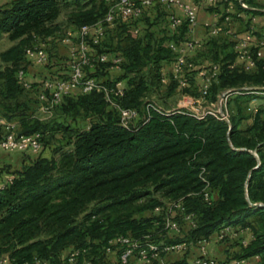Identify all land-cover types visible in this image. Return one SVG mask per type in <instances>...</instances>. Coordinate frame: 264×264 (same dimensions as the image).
<instances>
[{
    "label": "trees",
    "instance_id": "obj_1",
    "mask_svg": "<svg viewBox=\"0 0 264 264\" xmlns=\"http://www.w3.org/2000/svg\"><path fill=\"white\" fill-rule=\"evenodd\" d=\"M225 1H231L240 12L264 14L251 0H242L249 8H242L238 0ZM215 4L206 9L215 11ZM64 8L71 10L68 22L77 28L101 19L107 3L6 0L0 4V35L17 41L3 56L12 65L0 69V115L18 122V131L23 134L46 132L51 126L26 118L29 107L22 94L29 95L17 83L15 73L26 69L24 53L36 37L52 38L55 20ZM166 16L167 11L164 27L156 30L137 26L143 15L108 29L114 32L118 53L103 46L104 38L92 45L96 53L122 57L121 71L112 79L109 65L96 63L86 68V76L105 85L122 81L124 92L119 104L140 114L150 101L146 97L160 82L162 66L175 57L168 43L187 39L186 24L171 31ZM249 30L247 26L245 31ZM194 51V58L185 56L191 65L185 77L191 84L196 83V70L218 66L208 92L209 102L215 101L223 89L251 87L233 95L238 104L244 98L240 97L242 92L264 87V59L255 58V49V67L247 72L232 67L235 53L231 39L209 35ZM205 61L207 64H201ZM60 66L63 69L64 62ZM49 74L56 78V74ZM32 83L38 85L39 81ZM229 105L228 123L209 115L197 120L184 113L150 110L147 121L124 128L117 123L115 112L108 109L101 91L65 96L55 107L63 115L88 119L84 129L73 130L68 148L56 145L47 157L23 153L19 169L4 167L0 171V254L9 264H29L34 259L67 264L68 251L85 250L77 263L84 258L92 264H118L105 254L110 239L118 234L134 235L131 237L158 245L150 233H138L151 225L161 234L167 229L166 219H170L187 226L181 238L195 240L211 238L224 226L246 228V245L240 244L241 237H235L223 257L212 259V264H242L240 261L250 258L264 264V116L260 108L247 116L239 104L235 109ZM245 121L248 123L242 127ZM8 177L10 183H6ZM159 191L180 202L183 211L176 209L172 214L162 209L151 217H134L158 207L160 202L153 195ZM204 193H208L210 203L204 201ZM119 208L122 210L114 216L109 215ZM184 214L194 216L193 227L182 219Z\"/></svg>",
    "mask_w": 264,
    "mask_h": 264
},
{
    "label": "built area",
    "instance_id": "obj_2",
    "mask_svg": "<svg viewBox=\"0 0 264 264\" xmlns=\"http://www.w3.org/2000/svg\"><path fill=\"white\" fill-rule=\"evenodd\" d=\"M238 1L242 8H249L242 0ZM105 2L107 3V10L101 19L94 23L83 24L77 28L70 27L65 31L62 42L69 46V50L64 61L66 73L63 76L56 78L45 76L39 80L38 85H34L28 80L26 72L32 66H44L49 63L47 41L50 37H36L31 46L26 48L24 53L26 69L17 70L15 78L21 89L43 106L41 109L49 111L52 107L59 105L65 96L74 92L86 94L97 90L102 92L108 109L115 112L117 123L124 128H131L140 121H147L150 117V110L159 114L184 113L197 120L209 115L220 121L229 122L228 97L233 94H241V90L252 88L242 87L237 91L227 89L217 95L215 101L209 102L207 96L211 83L218 73V66L212 65L207 69L196 70V83L191 84L185 77V74L191 69V65L187 63L185 56L188 50L199 48L200 43L188 38L178 43H168V47L175 53V57L169 64V72L161 70L160 82L166 84L169 78L172 79L180 93L179 100L174 107L165 109L149 101L145 104L144 112L140 114L134 108H125L119 104L124 92L122 81L105 85L95 77L86 76V68L91 69L96 63H107L109 69L121 71L122 57L106 52L96 53L92 48V45L100 44L106 30L114 28L120 23L138 20L145 10L154 6H162L167 11L166 25L168 29L176 31L185 23L188 32H190L197 25L198 8L200 6L210 7L215 0H105ZM216 16H218V13L214 12L213 17ZM206 28L211 36L223 33L231 39L232 49L237 61L232 64V67L246 72L255 67L252 49H255V58L262 56L264 31L257 38H255L252 28L238 35L234 30L233 18L227 11L221 13L216 21L207 23ZM245 93L264 94V90ZM259 108L264 116V98L261 99ZM255 111L256 109L252 110L253 113ZM0 129L1 150L20 154L28 153L30 155H37L41 151L42 133L23 134L16 129L15 121L6 119L2 115H0ZM10 182L11 178L8 177L6 183ZM203 198L206 203H210L208 193H204ZM171 208L183 211L180 202L171 203L169 209L167 207L165 211L170 213ZM153 211L159 213L160 208L156 207ZM193 217L192 214H184L182 219L193 227ZM154 224L157 225L158 223L155 222ZM165 226L167 228L165 230L171 234L181 231L179 225L170 219H166ZM246 233H248L246 228L234 229L230 226H224L214 234L213 238L196 240L181 238L172 243L158 245L151 241L143 242L128 235L118 234L108 241L105 254L106 256L114 255L118 264H132L133 260L141 264H165L162 261L164 255L188 253L195 250L196 254L193 257L177 264H212L213 260L208 255V247L212 240L223 241L233 237H241L239 239L240 244L245 246L247 239L243 236ZM84 252L85 250L68 251L65 262L67 264H92L84 258L80 263H77L78 257ZM240 263H243V261H240ZM0 264H9L4 254H0ZM29 264L49 263L34 259Z\"/></svg>",
    "mask_w": 264,
    "mask_h": 264
},
{
    "label": "rangeland",
    "instance_id": "obj_3",
    "mask_svg": "<svg viewBox=\"0 0 264 264\" xmlns=\"http://www.w3.org/2000/svg\"><path fill=\"white\" fill-rule=\"evenodd\" d=\"M71 10L68 8H64L61 10L58 18L55 20V25L56 28L54 30V33L51 35V39L47 41V52L49 55V58L52 57L49 54L48 50V45L51 46V48H55V49H59L60 47L64 48V45L67 46L66 43L62 42L63 37H64V33L65 31L71 27V25L68 22V15L69 12ZM155 25L156 23H149L148 21H146V19L142 20V29H146V28H150L151 25ZM140 24H137V26H139ZM148 25V26H146ZM146 26V27H144ZM134 28V27H133ZM141 29V28H140ZM141 29V30H142ZM153 29V28H151ZM138 31L139 30L135 27L133 29V31ZM154 30V29H153ZM152 30V31H153ZM160 30V29H159ZM17 43V41H10L7 38V35L2 34L0 35V69H3L5 66H11L12 62H10V60H4L3 56L4 54L13 46H15ZM118 42L116 40V38L114 37V32H109V30L106 32V35L104 37L103 40V46H107V48H109L111 50L112 53H118L115 50L117 48H119L117 45ZM66 53H68V51L66 50ZM65 52L62 53H58L60 54V56H57V59L64 62L66 59V54ZM32 71H36V70H40L39 74H43L42 77L45 76H49V65H44V66H32L27 70V73L29 72V70ZM64 72H66V68L64 67L63 70ZM118 73L117 71L113 70L111 72V76L113 77L112 79H115ZM55 77H60L63 76V74H56L54 75ZM110 75H107V77L109 78ZM103 77V76H102ZM100 77V78H102ZM169 85H171V89H169ZM242 87H246L249 88V86H241L239 88ZM239 88H226L223 89L222 91H220L219 93L216 94L219 95L221 92L227 90V89H239ZM251 88V87H250ZM259 90H264V87L258 88ZM27 94V93H26ZM236 95V94H233ZM230 95L228 97L227 100V105L230 102V108L231 109H235V106H237L239 104V106L241 107L243 114L245 115H249L251 114L253 109L258 110L259 109V103L261 101L262 98H264V94H258V93H244L242 92V95L240 97H244L238 100V104L236 103L237 100H235V96ZM180 97V93L179 91L176 89V85L174 84V82H172V79H168L166 81V84H162L159 82L158 86L155 87V89L153 90V92H151L146 99H149L150 101L154 102L156 105H159L162 108L168 109L171 107H174L177 103V101L179 100ZM22 99H25V101L28 103V107L29 110L27 111V115L26 118H29L30 120H34V119H38L39 121H41L42 123H45L47 125H50L51 127L49 128V131L46 132H42L43 135V141H42V149L39 153V155H43V156H49L52 153V149L56 146H62L64 149L68 148V145L71 141V138L73 136V130L75 129H84L85 126L88 123V119H85L84 117L80 116V115H73V114H66L63 115L59 109V107H52L49 111H46L45 109H41V107H43L42 105L39 104V102L32 98L31 96H27L25 94H22ZM229 108V107H228ZM230 110V109H229ZM17 120V119H15ZM18 121V120H17ZM247 122L242 123V127L246 125ZM8 151L5 152H1L0 153V171L2 169H4V167H8L9 170H13L12 166H10L9 164H7L9 162V155L7 154ZM18 166V165H17ZM153 197H156L158 199V201L160 202V204L158 205V207L160 208V212L163 209H166L168 207L169 209V205L171 203H174L176 201H174V199L172 197L169 196H164V192L163 191H159V192H154ZM122 209H118V210H113L110 211L109 215L110 216H114L116 213H118L119 211H121ZM175 210L174 208L170 209V213L175 214ZM155 214H157L156 212H154L151 209L145 210L144 212L140 213V214H135L134 217H151L154 216ZM103 217V216H100ZM176 223L179 225V229H181V231L179 233H169L168 231H164L161 232V234H159L157 231V229H155V227L148 225L146 229H144L142 232H139L138 235L140 236L141 234L144 233H150L152 235V239L158 243V244H163L175 239H179L183 236V234L185 233V229H187V226L183 223L180 222L179 220L176 221ZM184 230V231H183ZM134 236V235H131ZM229 245V241H225L222 243H219V245H214L212 246L211 250H210V255L209 257L212 259H221L223 257V254L225 253V248L228 247ZM196 254L195 250H192L191 252L188 253H180V254H169V255H164L162 258V261L165 264H177L181 261L187 260L191 257H193ZM115 260V256L113 255V259L111 261ZM140 263V262H139Z\"/></svg>",
    "mask_w": 264,
    "mask_h": 264
},
{
    "label": "crops",
    "instance_id": "obj_4",
    "mask_svg": "<svg viewBox=\"0 0 264 264\" xmlns=\"http://www.w3.org/2000/svg\"><path fill=\"white\" fill-rule=\"evenodd\" d=\"M6 0H0V4L4 3ZM254 4H256L257 6L260 7V9L262 11H264V0H251ZM216 4V10L215 11H208L205 7L200 6L198 8V12H197V25L192 28V30L190 32H187V38L191 39L193 41H196L198 43H204L209 35H208V31L206 28V24L210 23V22H214L218 19V16L227 11L229 12L231 15H234L236 17V19L233 18L234 21V30L235 32L239 35L243 32H245L246 27L248 26L249 28H252V30L255 32V38L260 37L261 34L264 31V14L262 15H251L248 14L246 12H240L236 9V6H234L232 4L231 1H225V0H215ZM217 12L218 16H216L215 18L213 17V13ZM165 13L166 10L164 7L162 6H154L151 7L147 10L144 11L143 13V17L141 18V20L138 22L139 28H141V24H142V20L146 19V21H148L149 23H156L155 25L153 24L151 27L153 29H158V28H163L165 25ZM264 13V12H263ZM147 26V25H146ZM144 26V27H146ZM223 30V28H222ZM220 38H228L230 39L228 36H226L223 33L219 34ZM63 47H60L59 49H55V48H51L50 45H48V50L49 54L52 56L50 57L49 60V69L48 72L49 73H53V74H65L66 72L62 71L63 69L60 70L61 68V63L62 61L57 59V56H60V54L58 53H62L65 52L66 50H69V46L64 45ZM67 54V53H66ZM186 55L189 58H194L196 56V51L194 50H188L186 52ZM261 58L264 59V49L261 50ZM197 62H199L200 60L197 58L196 59ZM235 62H237L235 60ZM201 64H207V62H201ZM163 70L165 72H169V64H164L163 66ZM40 70H36V71H32L31 69L29 70V72L27 73V78L29 81L32 82H37L39 81L43 74H39ZM112 75V74H111ZM253 113V112H251ZM14 121V120H13ZM248 123V121H245ZM244 122V124H245ZM16 129L19 130L20 129V125L18 124V122H16ZM246 123V124H247ZM86 127V126H85ZM1 132V129H0ZM3 150L0 149V153ZM6 153V151H3ZM7 154L9 155L10 159L9 162L7 164H9L10 166H12L13 170H17L20 168L21 163H22V155L16 152H7ZM18 165V166H17ZM213 238V236L211 237ZM235 240V237H233L232 239H228L227 241H229V244H232ZM214 245H219V243H217V241H213L210 243L209 247H208V255H210V250L212 248V246ZM66 252H63V256H65ZM109 258L112 260L113 259V255H109ZM257 263V259L256 258H250L247 259L246 261H244L242 264H256ZM132 264H141L136 260H133Z\"/></svg>",
    "mask_w": 264,
    "mask_h": 264
},
{
    "label": "water",
    "instance_id": "obj_5",
    "mask_svg": "<svg viewBox=\"0 0 264 264\" xmlns=\"http://www.w3.org/2000/svg\"><path fill=\"white\" fill-rule=\"evenodd\" d=\"M238 89H232L231 91H237Z\"/></svg>",
    "mask_w": 264,
    "mask_h": 264
}]
</instances>
